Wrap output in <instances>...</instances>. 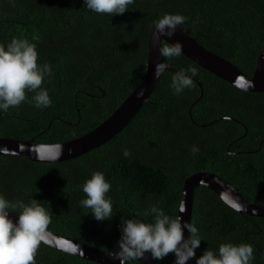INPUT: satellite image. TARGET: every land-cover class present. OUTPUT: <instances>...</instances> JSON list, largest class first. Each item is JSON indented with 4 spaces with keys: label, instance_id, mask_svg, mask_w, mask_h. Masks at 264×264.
Masks as SVG:
<instances>
[{
    "label": "trees",
    "instance_id": "1",
    "mask_svg": "<svg viewBox=\"0 0 264 264\" xmlns=\"http://www.w3.org/2000/svg\"><path fill=\"white\" fill-rule=\"evenodd\" d=\"M165 13L183 14L192 37L252 77L264 47V0H135L113 16L89 10L84 0H15V6L0 0V42L38 35V63L54 71L42 84L53 103L37 108L29 102L35 93L26 91L28 100L0 115V137L58 144L98 127L143 81L153 21ZM166 59L172 69H196L191 88L173 94L176 72H165L119 134L78 158L43 163L0 156V192L12 201H40L53 212L49 230L103 251L120 239L121 218L151 220L142 214L152 204L178 215L185 180L197 172H213L251 203H264V92L242 91L183 54ZM202 93L192 119L190 106ZM94 171L111 182L110 220H96L80 204L82 184ZM192 222L203 238L196 257L223 242H246L254 246L253 264H264V217L242 215L199 186ZM174 260L170 253L157 264ZM36 264L97 263L41 243Z\"/></svg>",
    "mask_w": 264,
    "mask_h": 264
},
{
    "label": "clouds",
    "instance_id": "2",
    "mask_svg": "<svg viewBox=\"0 0 264 264\" xmlns=\"http://www.w3.org/2000/svg\"><path fill=\"white\" fill-rule=\"evenodd\" d=\"M15 6V0H9ZM135 0H84L86 7L99 14H123ZM187 17L180 13H165L153 21L156 41L162 36L174 35L177 26L183 25ZM40 37L34 35L30 41L27 38L13 36L8 43L0 42V115L17 107L28 100L27 92H34L29 102H34L37 108H46L53 101L47 88L42 84L47 77H54L51 64L47 61L38 63L39 52L35 41ZM183 45L176 41L170 46H162L160 52L164 57L179 56ZM166 62L157 63L155 77H160L166 70ZM196 69L189 67L181 69L173 77L170 87L173 94H180L186 88L194 85L193 77ZM38 90V91H37ZM139 96H143L141 91ZM55 150H42L40 159H57L63 154V146L55 145ZM198 145H193V154L199 152ZM123 155H131L129 149L123 150ZM111 182L106 179L103 171H94L82 184L86 194L80 204L91 209L92 216L98 221L110 220L113 216V201L107 195ZM185 202L180 203V212H184ZM19 209V217L15 221L9 213ZM53 212L43 206L40 201L31 198L30 202L9 200L0 192V264H36V254L41 243H49V225ZM151 215L152 219H142L140 215L131 218H121L119 251L111 252L113 259H119L120 264L140 260L146 252L151 253L155 260H162L172 253L174 264H186L196 257V249L203 240L200 229L194 222L183 220L181 215L166 214L158 204H152L142 214ZM187 230L189 236L185 238ZM255 259L254 246L250 243L232 242L220 243L218 249L208 248L196 257V264H253Z\"/></svg>",
    "mask_w": 264,
    "mask_h": 264
},
{
    "label": "water",
    "instance_id": "3",
    "mask_svg": "<svg viewBox=\"0 0 264 264\" xmlns=\"http://www.w3.org/2000/svg\"><path fill=\"white\" fill-rule=\"evenodd\" d=\"M154 29L155 26L148 40V59L143 81L103 123L79 138L64 143H58L63 146V154L57 159H40L39 153L42 150H55L54 146L57 144L38 143L34 138L20 140L0 137V156L17 155L35 162L58 163L78 158L106 144L132 121L144 103L149 100L150 96L156 90L165 72L170 71L177 73L179 71L170 68L166 57L161 54L160 48L164 46V43L172 45L176 41H180L183 45L182 54L203 69L242 91L250 93L264 92V47L259 54L254 74L250 78L232 62L202 46L197 39L190 35L188 29L184 25H178L173 36H162L159 41H156ZM160 62H166L167 68L161 73L160 77L157 78L154 76L155 66ZM141 91H143V96L138 95ZM202 97L203 93L190 106L189 114L191 118L193 107ZM262 145L261 143V146ZM199 186H206L214 191L228 206L242 215L264 217V203H251L245 199L239 189L229 184L219 175L213 172L201 171L185 180L181 201L185 202L186 208L184 212H180L179 205L178 209V214L182 216L183 220L192 222L195 190ZM9 215L14 221L19 217V213L14 211L10 212ZM49 233V243H42L53 249L97 264H120L119 259H113L110 255L111 252L119 251L118 241L111 250L103 251L54 233L51 230H49ZM184 236L185 238L189 236L187 230H185ZM140 263L157 264V260L151 257L150 252H146L145 256L140 258ZM186 264H196L195 257L190 258Z\"/></svg>",
    "mask_w": 264,
    "mask_h": 264
},
{
    "label": "bare ground",
    "instance_id": "4",
    "mask_svg": "<svg viewBox=\"0 0 264 264\" xmlns=\"http://www.w3.org/2000/svg\"><path fill=\"white\" fill-rule=\"evenodd\" d=\"M250 78H251V77H250ZM147 101H148V100H147ZM147 101H146V102H147Z\"/></svg>",
    "mask_w": 264,
    "mask_h": 264
}]
</instances>
